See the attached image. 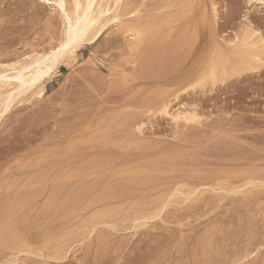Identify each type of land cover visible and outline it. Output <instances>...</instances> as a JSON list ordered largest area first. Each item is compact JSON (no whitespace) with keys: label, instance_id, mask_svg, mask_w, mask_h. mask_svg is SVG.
Returning a JSON list of instances; mask_svg holds the SVG:
<instances>
[{"label":"rangeland","instance_id":"374dc122","mask_svg":"<svg viewBox=\"0 0 264 264\" xmlns=\"http://www.w3.org/2000/svg\"><path fill=\"white\" fill-rule=\"evenodd\" d=\"M50 2L0 0V69L63 42ZM203 4L103 0L96 42L0 90V264H263V69L225 81Z\"/></svg>","mask_w":264,"mask_h":264},{"label":"bare ground","instance_id":"6f19581e","mask_svg":"<svg viewBox=\"0 0 264 264\" xmlns=\"http://www.w3.org/2000/svg\"><path fill=\"white\" fill-rule=\"evenodd\" d=\"M49 3L51 0H43ZM75 0V5L71 11H68L65 0H53L64 18L65 33L63 42L56 49L52 50L50 55L33 58L28 64L15 65L12 75L6 69H0L1 78H7V81H0V90L12 86L11 80H18L21 88L18 92V97L23 94V91H28L35 86L38 81H42V77L47 75L54 65L59 64V61L65 55L72 54L85 42L94 43L101 36L102 29L98 26L102 18L109 13V9L102 5L103 0ZM106 1V0H105ZM204 4L199 10L197 18L204 21L201 27L206 28L209 33L210 41L213 46L224 53L226 62L222 66V75H225V81L231 77H237L236 80L249 78L250 70L263 69L261 76L264 75V31L261 28L264 25V0H250L253 5L246 15L242 16V7L237 0H203ZM242 2V1H241ZM51 3V2H50ZM104 3V2H103ZM148 3V2H147ZM146 4V3H145ZM195 6V5H194ZM196 8V7H195ZM112 11V10H111ZM107 13V14H106ZM192 13V12H191ZM196 13V12H193ZM108 16V15H107ZM195 16V15H194ZM192 17V16H191ZM194 18V17H193ZM203 19V20H202ZM102 23V22H101ZM54 24V23H53ZM105 26V24H104ZM228 31V32H226ZM206 32V33H207ZM227 34H226V33ZM233 34V36H232ZM231 35L232 38L229 36ZM212 45V44H211ZM241 50H246L244 57L239 55ZM141 58V57H140ZM144 59V58H143ZM63 60V59H62ZM202 61V59H201ZM200 61V62H201ZM131 62V61H130ZM155 62V61H154ZM196 62V61H195ZM56 63V64H55ZM123 63V62H122ZM133 63V62H132ZM141 65V62H139ZM205 63V62H204ZM231 63V64H230ZM143 64V63H142ZM196 64V63H193ZM150 65V64H149ZM159 68V67H158ZM192 69V68H191ZM10 70V71H11ZM151 70V69H150ZM154 70V69H153ZM139 71V70H138ZM163 71V70H162ZM194 70H192L193 72ZM219 71V70H218ZM151 72V71H150ZM141 73V72H140ZM216 73V72H215ZM146 74V73H145ZM192 74V73H191ZM220 74V73H219ZM140 75V74H139ZM164 75V74H163ZM207 75V74H206ZM217 75V74H215ZM135 76V75H134ZM186 76V75H185ZM163 77V76H162ZM165 77V76H164ZM191 77V76H190ZM214 77V76H213ZM219 77V76H218ZM134 78V77H133ZM153 78V77H152ZM188 78H183L184 81ZM223 78V77H222ZM224 78L221 81H224ZM256 78V77H255ZM254 78V79H255ZM204 80H206L204 78ZM220 80V79H219ZM235 80V81H236ZM182 81V79H181ZM187 81V80H186ZM185 81V82H186ZM217 81V80H216ZM233 81V80H232ZM255 81V80H254ZM183 82V81H182ZM239 82V81H238ZM244 82V81H243ZM176 83V82H175ZM178 83V82H177ZM181 83V82H180ZM228 83V82H227ZM204 85V83H203ZM237 85V84H236ZM239 85V84H238ZM257 86V85H256ZM179 87V86H178ZM254 87V86H253ZM260 88H262L260 86ZM181 90V87L179 88ZM178 89V90H179ZM255 89V88H254ZM7 91V90H6ZM7 103L13 102L11 95L13 91L8 90ZM16 92V91H15ZM244 92V91H243ZM1 93V92H0ZM2 94V93H1ZM11 94V95H10ZM191 94V93H190ZM6 95V94H5ZM178 96V95H177ZM199 97V96H198ZM217 97V96H216ZM230 97V96H229ZM12 100H11V99ZM231 98V97H230ZM16 99V98H15ZM14 99V100H15ZM18 99V98H17ZM204 100V99H203ZM6 101V100H5ZM11 101V102H8ZM206 101V100H205ZM239 101V100H238ZM240 102V101H239ZM4 103V101H3ZM244 103V102H243ZM258 103V102H257ZM1 105V104H0ZM161 106V105H160ZM168 105H165L166 107ZM1 107V106H0ZM161 108V107H160ZM165 111V108H164ZM167 113V111H165ZM136 115V114H135ZM193 116V115H192ZM144 117V116H143ZM195 118V117H194ZM129 119V118H128ZM193 119V117H191ZM200 121V120H199ZM231 121V120H230ZM127 122V121H126ZM110 123V122H109ZM108 124V123H107ZM130 124V122H129ZM105 126V125H104ZM195 126V125H194ZM122 127V126H121ZM108 128V127H107ZM127 128V127H126ZM120 130V129H119ZM189 130V129H188ZM122 131V130H121ZM124 131V130H123ZM126 131V130H125ZM134 131V130H133ZM142 132V130H140ZM115 132V131H114ZM112 133V132H111ZM117 133V132H116ZM122 133V132H120ZM110 134V133H109ZM119 134V133H118ZM126 135V134H125ZM98 136V135H97ZM111 136V135H110ZM130 136V135H128ZM113 137V136H112ZM108 138V137H107ZM134 138V137H133ZM183 138V137H182ZM194 138V137H193ZM111 139V138H110ZM129 139V138H128ZM103 140V139H102ZM197 140V139H196ZM101 141V140H100ZM195 141V140H194ZM193 142V141H192ZM191 142V143H192ZM109 143V142H107ZM98 144V143H97ZM100 144V143H99ZM210 150V149H209ZM220 154V153H219ZM225 157V156H224ZM165 161V160H164ZM236 162V161H235ZM100 163V162H99ZM156 163V162H155ZM250 163V162H249ZM97 164V163H96ZM143 164V163H142ZM94 165V164H93ZM125 165V164H124ZM163 165V164H162ZM161 165V166H162ZM120 166V165H119ZM160 166V165H159ZM167 166V165H166ZM169 166V165H168ZM77 167V166H76ZM183 167V166H182ZM226 167V166H225ZM83 168V167H82ZM104 168V167H103ZM178 168V167H176ZM144 169V168H143ZM157 169V168H155ZM161 169V168H160ZM174 169V168H173ZM195 169V168H194ZM201 169V168H200ZM76 170V169H75ZM82 170V169H81ZM101 170V169H100ZM181 170V169H180ZM99 171V170H98ZM147 172V170L145 171ZM151 172V171H150ZM148 173V172H147ZM157 173V172H156ZM169 173V172H168ZM125 174V173H123ZM131 174V173H130ZM129 174V175H130ZM159 174V173H157ZM187 174V173H186ZM128 175V176H129ZM133 175V173H132ZM148 175V174H147ZM162 175V174H161ZM70 176V175H69ZM121 176V175H120ZM139 176V175H138ZM142 176V175H141ZM92 177V176H91ZM90 177V178H91ZM146 177V176H145ZM154 177V176H153ZM160 179V176H157ZM63 178V177H62ZM113 178V176H112ZM140 178V177H139ZM186 178V177H185ZM158 179V178H156ZM182 179V178H181ZM67 180V179H66ZM162 180V179H161ZM165 180V178H164ZM178 180V179H177ZM188 180V179H187ZM209 180V179H208ZM99 181V180H98ZM143 181V180H142ZM156 181V180H155ZM171 181V180H170ZM69 183V181H67ZM95 182V181H94ZM133 182V181H132ZM131 182V183H132ZM139 182V181H136ZM146 182V181H145ZM160 182V181H159ZM165 182V181H164ZM163 182V183H164ZM78 183V182H77ZM114 183V182H113ZM116 183V182H115ZM144 183V182H143ZM162 183V184H163ZM91 184V183H90ZM134 184V183H132ZM138 184V183H137ZM157 184V183H156ZM165 184V183H164ZM88 185V184H87ZM92 185V184H91ZM102 185V184H101ZM110 185V184H109ZM160 185V184H159ZM158 185V186H159ZM167 185V184H166ZM165 185V186H166ZM98 186V185H97ZM100 186V185H99ZM146 186V185H145ZM143 186V187H145ZM251 186V185H250ZM54 187V186H53ZM82 187V186H81ZM86 187V186H84ZM83 187V188H84ZM90 187V186H89ZM95 187V186H94ZM104 187V186H103ZM106 187V186H105ZM134 187V186H133ZM140 187V186H139ZM155 187V186H154ZM67 188V187H66ZM73 188V187H72ZM91 188V187H90ZM262 188V187H261ZM101 189V188H100ZM137 189V188H136ZM143 189V188H142ZM149 189V188H148ZM147 189V190H148ZM152 189V188H151ZM156 189V188H155ZM243 189V188H242ZM37 190V189H36ZM85 190V189H84ZM98 190V188H97ZM144 190V189H143ZM159 190V189H158ZM161 190V189H160ZM163 190V189H162ZM81 191V190H80ZM91 191V190H90ZM96 191V190H95ZM99 191V190H98ZM110 191V190H109ZM136 191V190H135ZM155 191V190H154ZM157 191V190H156ZM176 191V190H175ZM196 191V190H195ZM224 191V190H222ZM51 192V191H50ZM86 192V191H85ZM92 192V191H91ZM94 192V191H93ZM150 192V190L148 191ZM147 192V193H148ZM229 192V191H228ZM35 193V192H34ZM43 193V192H42ZM59 192H57L58 195ZM82 193V192H81ZM95 193V192H94ZM93 193V194H94ZM101 193V192H100ZM118 193V191H117ZM134 193V192H133ZM144 193V191H143ZM142 193V195H143ZM33 194V193H32ZM74 194V193H73ZM78 194V193H77ZM90 194V193H89ZM96 194V193H95ZM108 194V192H107ZM106 194V195H107ZM112 194V193H111ZM110 194V195H111ZM152 194V193H151ZM157 193L156 195H158ZM173 194V193H172ZM234 194V192H233ZM88 195V193H87ZM101 195V194H100ZM109 195V196H110ZM129 195V194H128ZM147 195V194H146ZM189 195V193H188ZM195 195V194H194ZM91 196V195H90ZM102 196V195H101ZM100 196V197H101ZM114 196V195H111ZM154 196V195H153ZM48 197V195H47ZM54 197V196H53ZM60 197V196H59ZM58 197V198H59ZM86 197V194L83 198ZM103 197V196H102ZM107 197V196H106ZM120 199V196H117ZM133 197V196H132ZM138 197V195H137ZM140 197V195H139ZM158 197V196H157ZM173 197V196H172ZM189 197V196H188ZM24 198V197H23ZM125 198V197H124ZM123 198V199H124ZM127 198V197H126ZM10 199V198H9ZM86 199V198H85ZM90 199V197H89ZM101 199V198H100ZM104 199V198H103ZM129 199V198H128ZM127 199V200H128ZM131 199V198H130ZM26 200V198H25ZM56 200V199H55ZM54 200V201H55ZM82 200V199H81ZM88 200V199H87ZM99 200V199H98ZM108 200V199H107ZM125 200V199H124ZM18 201V200H17ZM20 201V200H19ZM106 201V200H105ZM115 201V200H114ZM144 201V200H143ZM146 201V200H145ZM116 202V201H115ZM131 202V201H129ZM147 202V201H146ZM7 203V202H6ZM5 203V204H6ZM11 203V202H10ZM29 203V202H28ZM31 203V202H30ZM89 205L90 203L87 202ZM114 203V202H113ZM117 203V202H116ZM132 203V202H131ZM227 203V202H226ZM12 204V203H11ZM10 204V205H11ZM19 204V203H18ZM22 204V203H21ZM50 204V203H48ZM115 204V203H114ZM126 204V203H125ZM27 205V204H26ZM52 205V204H51ZM70 205V204H69ZM79 205V204H78ZM86 205V204H85ZM144 205V204H143ZM8 206V203H7ZM13 206V205H12ZM81 206V205H80ZM130 206V205H129ZM139 206V205H138ZM165 206V204H164ZM4 207V204H3ZM19 207V206H18ZM66 207V206H65ZM87 207V206H86ZM89 207V206H88ZM112 207V206H111ZM115 207V206H114ZM120 207V206H119ZM128 207V205H127ZM163 207V206H162ZM10 208V207H8ZM23 208V207H22ZM21 209V208H20ZM27 209V208H26ZM107 209V208H106ZM118 209V208H117ZM116 209V210H117ZM142 209V208H141ZM161 209V208H160ZM164 209V208H163ZM3 210V209H2ZM6 210V209H5ZM22 210V209H21ZM150 210V209H149ZM155 210V209H154ZM4 211V210H3ZM43 211V210H42ZM63 211V210H62ZM75 211V210H74ZM21 212V211H20ZM73 212V211H72ZM157 212V211H156ZM7 213V211H6ZM42 213V212H41ZM76 213V212H75ZM110 213V212H109ZM16 214V213H14ZM22 214V213H21ZM27 214V213H26ZM111 214V213H110ZM123 214V213H122ZM127 214V213H126ZM141 214V213H140ZM56 215V214H55ZM73 215V214H72ZM71 215V216H72ZM103 215V214H101ZM120 215V214H119ZM157 216L159 214H156ZM44 216V215H43ZM63 216V215H62ZM105 216V215H104ZM111 216V215H110ZM130 216V215H129ZM156 216V217H157ZM264 217V215H262ZM16 217V216H15ZM14 217V218H15ZM20 217V216H19ZM41 217V215H40ZM253 217V216H252ZM10 218V217H8ZM138 218V217H137ZM1 219V218H0ZM3 219V217H2ZM37 219V218H36ZM145 219V218H144ZM14 220V219H13ZM3 222V221H2ZM16 222V220H15ZM1 223V222H0ZM137 223V222H136ZM4 224V223H3ZM19 224V223H18ZM138 225V224H137ZM218 225V224H217ZM251 225V224H250ZM257 225V224H256ZM4 226V225H3ZM2 226V227H3ZM15 226V225H13ZM194 226V225H193ZM223 226V225H222ZM16 227V226H15ZM215 228V227H214ZM19 230V229H18ZM206 230V229H205ZM208 230V229H207ZM228 230V229H227ZM5 231V229H4ZM11 231V230H10ZM9 231V232H10ZM202 231V230H201ZM218 231V229H217ZM224 231V230H223ZM12 233V232H11ZM209 233V231H208ZM207 233V234H208ZM228 233V232H227ZM6 234V233H5ZM4 234V235H5ZM8 234V233H7ZM10 234V233H9ZM221 234V233H220ZM13 235V234H12ZM17 235V234H16ZM216 235V234H215ZM202 236V235H200ZM220 236V235H219ZM243 236V235H242ZM22 237V236H21ZM20 238V237H19ZM188 238V237H187ZM223 238V237H222ZM229 238V237H228ZM234 238V237H233ZM254 238H256L254 236ZM157 240V239H156ZM187 240V239H186ZM197 240V239H196ZM216 242V241H215ZM220 242V241H219ZM239 242V241H238ZM241 242V241H240ZM22 243V242H21ZM204 243V242H203ZM242 243V242H241ZM156 244V243H155ZM218 244V243H217ZM236 244V243H235ZM247 244V243H246ZM238 245V244H237ZM3 246V245H1ZM198 246V245H197ZM225 246V245H224ZM259 246V245H258ZM245 247V246H244ZM184 248V247H183ZM234 248V247H233ZM236 248V247H235ZM182 249V248H181ZM196 249V248H195ZM194 249V250H195ZM217 249V248H216ZM180 250V249H179ZM223 250V249H222ZM236 250V249H235ZM257 250V249H256ZM145 251V250H144ZM201 251V250H200ZM228 251V250H227ZM238 251V250H237ZM244 251V250H243ZM137 252V251H136ZM226 252V251H225ZM224 252V253H225ZM229 252V251H228ZM227 253V252H226ZM239 253V252H238ZM145 254V253H144ZM197 254V253H196ZM222 254V253H221ZM233 254V253H232ZM139 255V254H138ZM224 256V255H223ZM228 256V255H227ZM143 257V256H142ZM215 257V256H214ZM212 257V258H214ZM147 258V257H146ZM247 258V257H246ZM245 258V259H246ZM145 259V258H144ZM215 259V258H214ZM135 260V259H134ZM158 260V259H157ZM161 260V259H160ZM186 260V259H185ZM193 260V259H192ZM140 261V260H139ZM238 261V260H237ZM236 261V262H237ZM264 261V260H263ZM218 262V261H217ZM250 262V261H249ZM248 262V263H249ZM252 263V261H251ZM256 263V262H255ZM222 264H224L222 262ZM247 264V263H246ZM254 264V263H253ZM261 264V263H260ZM264 264V262H263Z\"/></svg>","mask_w":264,"mask_h":264}]
</instances>
